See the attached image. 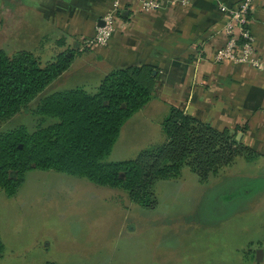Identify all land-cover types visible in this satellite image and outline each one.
<instances>
[{
  "label": "rangeland",
  "instance_id": "rangeland-1",
  "mask_svg": "<svg viewBox=\"0 0 264 264\" xmlns=\"http://www.w3.org/2000/svg\"><path fill=\"white\" fill-rule=\"evenodd\" d=\"M15 8L10 0H0V48L9 54L37 50L45 60L51 58L58 32L41 49L40 27ZM89 39H84L85 46L92 45ZM62 89L54 82L46 92ZM41 119L22 111L0 130L19 125L33 130ZM129 133L108 160L132 159L150 146L133 143L144 138L135 127ZM151 136L147 131L145 139ZM263 175L264 161L248 160L245 152L234 154L205 183L185 166L179 178L156 183L157 204L148 208L86 178L32 170L15 195L0 191V237L5 244L0 264H264V190L250 196L237 191L245 181ZM130 229L136 232L127 237Z\"/></svg>",
  "mask_w": 264,
  "mask_h": 264
},
{
  "label": "trees",
  "instance_id": "trees-1",
  "mask_svg": "<svg viewBox=\"0 0 264 264\" xmlns=\"http://www.w3.org/2000/svg\"><path fill=\"white\" fill-rule=\"evenodd\" d=\"M51 38L44 36L40 48ZM52 43L54 55L46 60L37 50L9 54L0 48V128L22 111L42 117L33 130L25 125L0 130V191L8 196L17 193L28 172L56 170L120 190L130 202L153 208L156 183L179 178L185 166L205 183L234 154L245 152L248 160L261 157L231 131H219L168 104L160 120L162 142L141 150L135 158L108 160L124 124L155 98L157 69L152 65L116 68L93 89L75 86L46 92L71 67L82 46L65 34ZM263 180L255 179L249 188L250 181H245L237 191H255ZM4 252L0 237V260Z\"/></svg>",
  "mask_w": 264,
  "mask_h": 264
},
{
  "label": "crops",
  "instance_id": "crops-1",
  "mask_svg": "<svg viewBox=\"0 0 264 264\" xmlns=\"http://www.w3.org/2000/svg\"><path fill=\"white\" fill-rule=\"evenodd\" d=\"M115 1L10 0V4L15 5V10H22L27 21L40 27L42 38L58 32L70 41L81 42L80 53L71 67L54 81L61 83L63 89L96 87L116 68L156 67L155 98L124 124L116 144L133 127L144 135L133 142L140 147L144 146L142 142L152 145L164 140L160 120L171 104L219 131L236 134L264 161V70L244 62L214 61L225 40L222 32L228 18L220 4L234 6L241 0H191L187 6L161 0L164 6L152 11L143 10V0H118L119 16L126 22L124 29L116 30L107 45L85 46L84 39L95 36ZM249 25L257 54L264 62V0H253ZM147 131L152 135L149 141L145 139ZM261 190L264 180L255 191H245L250 196ZM132 229L127 237L136 232Z\"/></svg>",
  "mask_w": 264,
  "mask_h": 264
},
{
  "label": "built area",
  "instance_id": "built-area-1",
  "mask_svg": "<svg viewBox=\"0 0 264 264\" xmlns=\"http://www.w3.org/2000/svg\"><path fill=\"white\" fill-rule=\"evenodd\" d=\"M187 6L191 0H168ZM253 0H241L237 5L227 6L220 4V9L228 15L223 35L225 40L217 49L214 61L221 62H244L257 70H264V62L258 56L255 37L250 29V10ZM164 6L161 0H143L142 8L152 11ZM119 1L116 0L113 8L102 18L103 24L97 27L95 36L88 41L92 44L107 45L116 30L124 29L126 22L119 16ZM264 112V107H263Z\"/></svg>",
  "mask_w": 264,
  "mask_h": 264
},
{
  "label": "water",
  "instance_id": "water-1",
  "mask_svg": "<svg viewBox=\"0 0 264 264\" xmlns=\"http://www.w3.org/2000/svg\"><path fill=\"white\" fill-rule=\"evenodd\" d=\"M104 22L102 21L101 24H103Z\"/></svg>",
  "mask_w": 264,
  "mask_h": 264
}]
</instances>
